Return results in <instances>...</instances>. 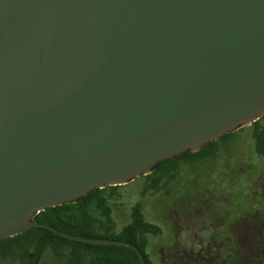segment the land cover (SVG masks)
<instances>
[{
	"label": "water",
	"instance_id": "water-1",
	"mask_svg": "<svg viewBox=\"0 0 264 264\" xmlns=\"http://www.w3.org/2000/svg\"><path fill=\"white\" fill-rule=\"evenodd\" d=\"M264 116V0H0V242Z\"/></svg>",
	"mask_w": 264,
	"mask_h": 264
},
{
	"label": "trees",
	"instance_id": "trees-1",
	"mask_svg": "<svg viewBox=\"0 0 264 264\" xmlns=\"http://www.w3.org/2000/svg\"><path fill=\"white\" fill-rule=\"evenodd\" d=\"M238 131L196 153L161 162L151 174L131 182L140 183L136 197L122 192L128 185L96 189L76 202L45 209L32 221L79 238L130 243L141 251L146 264H186L210 237L224 246V235L229 234L226 241L235 244L241 221L250 224L251 216L257 215L264 224L259 215L264 209V116ZM244 131L250 132V143L242 151L233 150ZM240 191L244 195L240 201L246 202L238 206ZM65 246L70 247L72 264L87 257L85 264H140L129 247L71 241L44 228L1 241L0 258L39 264L47 249L62 255Z\"/></svg>",
	"mask_w": 264,
	"mask_h": 264
},
{
	"label": "rangeland",
	"instance_id": "rangeland-1",
	"mask_svg": "<svg viewBox=\"0 0 264 264\" xmlns=\"http://www.w3.org/2000/svg\"><path fill=\"white\" fill-rule=\"evenodd\" d=\"M244 128V127H243ZM239 130V129H238ZM238 130L234 132H239ZM249 131H244L239 133L241 135L239 143L235 144L233 150L242 151L245 148L246 142L250 143ZM137 179V178H135ZM134 179V180H135ZM133 180V181H134ZM131 181V182H133ZM129 182L127 188L123 189L122 192L128 194L130 197H136L139 193L140 183L136 181L135 183ZM125 186V185H124ZM263 195H264V179H263ZM244 195L242 191L238 192L237 204L238 206L246 202L245 198L243 201H240ZM188 202V201H187ZM184 202H180V206H184ZM129 207V204L126 205ZM259 215H263L264 221V209L259 212ZM122 217V214H120ZM124 216L122 217V219ZM251 223L246 224L245 220L240 222L239 231L236 235H239L235 244L231 241H226L230 238L229 234L224 235L225 245L220 246L216 240H213L211 237L207 238L202 244H200L196 251H194L190 259L186 264H264V224H260L259 218L257 215L251 216ZM249 227V228H248ZM250 234L251 240L247 241V237ZM223 239V240H224ZM156 241H152L151 249H155ZM66 250L62 255H58L55 250L47 249L43 254L39 264H72L70 247L65 246ZM223 247V248H222ZM222 248V249H221ZM227 249L229 257L227 254H224V250ZM154 261L158 262V254H154ZM88 261L87 258H81L78 264H85ZM0 264H23L19 259L12 260L10 258H0Z\"/></svg>",
	"mask_w": 264,
	"mask_h": 264
},
{
	"label": "flooded vegetation",
	"instance_id": "flooded-vegetation-1",
	"mask_svg": "<svg viewBox=\"0 0 264 264\" xmlns=\"http://www.w3.org/2000/svg\"><path fill=\"white\" fill-rule=\"evenodd\" d=\"M202 244V243H201Z\"/></svg>",
	"mask_w": 264,
	"mask_h": 264
}]
</instances>
